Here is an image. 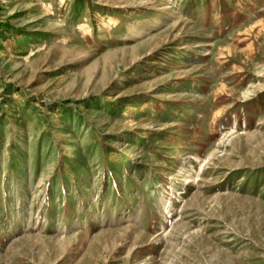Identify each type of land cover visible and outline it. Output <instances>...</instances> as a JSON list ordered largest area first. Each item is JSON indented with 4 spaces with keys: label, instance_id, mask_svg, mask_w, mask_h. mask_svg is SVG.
Here are the masks:
<instances>
[{
    "label": "rangeland",
    "instance_id": "374dc122",
    "mask_svg": "<svg viewBox=\"0 0 264 264\" xmlns=\"http://www.w3.org/2000/svg\"><path fill=\"white\" fill-rule=\"evenodd\" d=\"M0 264H264V0H0Z\"/></svg>",
    "mask_w": 264,
    "mask_h": 264
}]
</instances>
